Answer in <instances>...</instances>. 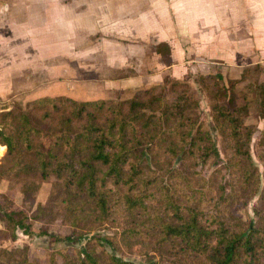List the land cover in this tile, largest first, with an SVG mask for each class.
Instances as JSON below:
<instances>
[{"label":"trees","instance_id":"obj_1","mask_svg":"<svg viewBox=\"0 0 264 264\" xmlns=\"http://www.w3.org/2000/svg\"><path fill=\"white\" fill-rule=\"evenodd\" d=\"M155 46L170 54L166 42ZM222 78L202 75L214 101L208 123L198 121L190 83L168 78L120 101L46 95L0 110V175L16 176L31 205L41 183H53L32 213L0 203V240L32 235L33 220L59 213L71 226L65 235L41 228L62 245L45 263L0 247V264H264V185L246 123L252 102L264 120V80L238 88L242 79ZM257 194L255 219L244 217L240 202ZM135 247L144 262L120 255Z\"/></svg>","mask_w":264,"mask_h":264},{"label":"crops","instance_id":"obj_2","mask_svg":"<svg viewBox=\"0 0 264 264\" xmlns=\"http://www.w3.org/2000/svg\"><path fill=\"white\" fill-rule=\"evenodd\" d=\"M24 37L26 58L23 45L14 47ZM158 42L169 45L168 56ZM58 56L62 87L28 100L114 99L215 64L264 67V0H0V98L23 69Z\"/></svg>","mask_w":264,"mask_h":264},{"label":"rangeland","instance_id":"obj_3","mask_svg":"<svg viewBox=\"0 0 264 264\" xmlns=\"http://www.w3.org/2000/svg\"><path fill=\"white\" fill-rule=\"evenodd\" d=\"M60 1H76V0H60ZM36 6V5H34ZM24 8H26L24 6ZM33 8V6H32ZM42 8V7H41ZM39 6L37 7L38 10L41 9ZM14 7H11V11H13ZM34 7L32 10H35ZM36 12V11H33ZM31 14V13H30ZM38 11V15H40ZM45 16V15H43ZM42 16V17H43ZM39 18H42L38 16ZM6 23L8 21L6 20ZM5 23V24H6ZM30 24V20H29ZM26 34L29 35V28H27ZM47 34V32H45ZM40 38H43L39 36ZM46 39V38H43ZM8 40V39H7ZM18 45H23L22 47V56L24 58L27 57L29 54L28 46L29 38L24 37L23 39H19L15 44L14 47L17 48ZM11 51H13V47H11ZM151 50H154L152 45L150 46ZM63 61L61 57L58 56L51 61H42V64L34 66V68L27 67L23 69L21 75L15 79V88L11 95H7L0 98V110L10 109L17 104L25 105L28 99L34 97V95H43L50 93L54 89H59L62 87L61 84V64ZM210 67V66H209ZM202 75H222V80L220 83L229 84V79H242V82L239 83L238 88H242L246 83L252 81L253 83L263 81L264 80V67L263 66H253L249 68L243 69V71H233L230 70L228 67H225V64H215V66L210 70H197L190 72L187 76L181 79H176L171 76H167L165 79L168 78L170 81L169 85L174 83L175 81H185L190 83V93L194 94L199 102V108L196 109L198 113V121L200 122H209L212 118V105L213 95L208 92L203 84ZM7 76V75H6ZM5 76V77H6ZM245 78V79H244ZM244 79V81H243ZM165 82V80L163 81ZM162 82V83H163ZM161 83V84H162ZM136 93V92H135ZM134 93V94H135ZM133 95L128 96H117L114 97L113 100L120 101L128 99ZM96 99H101V97H95ZM26 99V100H25ZM94 99V100H96ZM108 99V98H102ZM112 99V98H109ZM246 123L249 125H253L255 132L252 137V142L250 146L253 162L259 168L261 172V185H264V164H263V156H264V146L261 144L262 139V132L264 129V120L260 116V112L256 106L255 102L251 103L250 106V114L246 120ZM220 136L218 137V144L220 150L222 149V143L220 141ZM7 147H5V152L0 155V164L4 160V156L6 154ZM221 151L222 160L226 162V157ZM200 169L204 171V174L207 175L211 173L213 167L209 164L205 166H200ZM225 173V170H224ZM168 183L173 186L177 187L182 185L183 178L181 173L177 170H174L171 177L168 179ZM52 180H47L41 183L39 191L35 195V201L33 204H25L24 203V195L21 191V182L18 180L16 176H6L0 175V203L2 205L7 206L8 209H14L15 207H26L30 210V213L34 212L37 208L39 203L46 204L48 203L49 196L52 191ZM5 198L10 199L12 202L6 203ZM241 204L238 206L240 213L246 217L247 213H249L254 219L256 215L254 214L255 206L259 205L260 203V195H256L252 198H249L245 201V204L242 205L243 201L240 202ZM56 220L50 223H45L44 219L33 220V232L34 234L28 235L24 233L21 229L18 230V235L15 240H0V247H6L9 249H21L18 251L19 256H22L24 252L30 256V258L37 259L41 263H45L47 256L60 248L62 246L60 243L55 242L52 240L50 236L40 235L41 228L47 227L51 233L53 234H60L65 235L70 233L71 226L68 223V217L63 214H58L56 216ZM4 225L0 220V229H3ZM24 249V250H22ZM26 250V251H25ZM125 258H130L136 261L144 262L145 258L137 253L136 247L134 250H127L125 249L124 254H120Z\"/></svg>","mask_w":264,"mask_h":264}]
</instances>
